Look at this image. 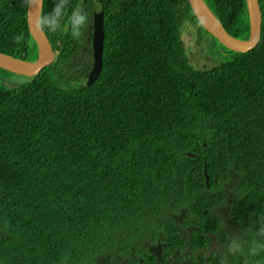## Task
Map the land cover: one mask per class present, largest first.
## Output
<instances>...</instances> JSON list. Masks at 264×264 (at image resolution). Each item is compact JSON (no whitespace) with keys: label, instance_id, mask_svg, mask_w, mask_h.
Masks as SVG:
<instances>
[{"label":"trees","instance_id":"1","mask_svg":"<svg viewBox=\"0 0 264 264\" xmlns=\"http://www.w3.org/2000/svg\"><path fill=\"white\" fill-rule=\"evenodd\" d=\"M205 2L229 33L248 38L245 0ZM259 4L257 45L197 67L180 26L209 33L188 0H43L41 26L57 59L21 80L0 68V264H94L115 245L145 255L157 217L211 209L232 172L246 210L264 222ZM27 7L0 0V51L34 60ZM93 9L104 11L105 40L100 73L87 84L91 27L82 26Z\"/></svg>","mask_w":264,"mask_h":264},{"label":"flooded vegetation","instance_id":"2","mask_svg":"<svg viewBox=\"0 0 264 264\" xmlns=\"http://www.w3.org/2000/svg\"><path fill=\"white\" fill-rule=\"evenodd\" d=\"M97 11L92 10L89 25L82 27H92ZM237 178L232 172L221 184L223 200L211 209L192 212L182 206L157 217L156 235L150 234L151 240L143 243L145 255L120 254L115 245L99 254L94 264H264V226L259 227L264 222L258 225L246 210ZM236 202L241 210L235 209Z\"/></svg>","mask_w":264,"mask_h":264},{"label":"water","instance_id":"3","mask_svg":"<svg viewBox=\"0 0 264 264\" xmlns=\"http://www.w3.org/2000/svg\"><path fill=\"white\" fill-rule=\"evenodd\" d=\"M250 24L248 38H239L227 31L223 23L207 5L205 0H188L198 22L204 29L227 49L236 52H247L253 49L261 35V9L259 0H245ZM43 0H28L27 24L31 37L37 44L38 55L34 60L18 58L0 51V68L22 76H32L50 65L55 56L52 45L41 27ZM104 12L101 10L93 16L91 29V48L93 61L86 75V83H92L99 75L103 64L104 46ZM207 185L209 175L205 168Z\"/></svg>","mask_w":264,"mask_h":264},{"label":"rangeland","instance_id":"4","mask_svg":"<svg viewBox=\"0 0 264 264\" xmlns=\"http://www.w3.org/2000/svg\"><path fill=\"white\" fill-rule=\"evenodd\" d=\"M180 32V37L183 41L185 51L188 53L189 61H192L197 67L211 66L216 62L219 63L226 60L227 54L225 48H223L220 43H214L209 34L201 33V31L199 32L196 24L188 25L183 21L180 26ZM84 36H86V34ZM189 49L192 52H188ZM206 55H210L211 57L208 56L207 59ZM10 79L21 80L23 77L13 75Z\"/></svg>","mask_w":264,"mask_h":264},{"label":"clouds","instance_id":"5","mask_svg":"<svg viewBox=\"0 0 264 264\" xmlns=\"http://www.w3.org/2000/svg\"><path fill=\"white\" fill-rule=\"evenodd\" d=\"M59 11V9H57V12ZM101 11V10H100ZM103 11V10H102ZM97 12H99V11H97ZM104 12V11H103ZM82 19V17H78L77 18V23L80 21ZM92 23H93V21H92ZM42 27V26H41ZM51 27H54V26H51ZM91 29H92V27H91ZM90 33H91V30L89 31ZM46 33V32H45ZM90 33H87L86 34V36H84L86 39L90 36ZM47 35V34H46ZM47 37H48V35H47ZM48 39H49V41H50V43H51V45H52V48H53V44H52V42H51V39L48 37ZM58 44H62V39H59V43ZM81 45L79 46V49L78 50H82V48L84 47V45H85V43L84 42H82V43H80ZM184 46V45H183ZM225 48V51H226V47H224ZM84 49V48H83ZM54 50V52H55V56H54V60H53V62H55V60L57 59V57H58V54H59V50L58 49H53ZM103 51H104V46H103ZM82 54H84V52H83V50L82 51H80V53H75L74 55L75 56H77V58H74V59H72V57L70 58V63H69V65H70V68L73 70L74 69V67H75V65H79V64H82V60H81V56H82ZM38 55V54H37ZM91 56H92V59H91V64L89 65V67H88V69H87V72H86V74L84 75V79H85V83H86V75H87V73H88V71H89V69H90V67H91V65H92V61H93V55L91 54ZM52 62V63H53ZM51 63V64H52ZM20 76H22V75H20Z\"/></svg>","mask_w":264,"mask_h":264}]
</instances>
